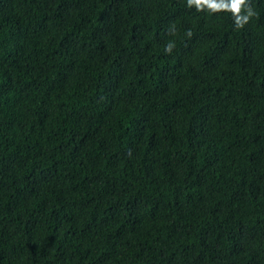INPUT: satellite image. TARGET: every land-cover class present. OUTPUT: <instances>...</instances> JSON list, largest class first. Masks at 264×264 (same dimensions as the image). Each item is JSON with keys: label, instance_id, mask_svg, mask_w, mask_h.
I'll return each instance as SVG.
<instances>
[{"label": "trees", "instance_id": "1", "mask_svg": "<svg viewBox=\"0 0 264 264\" xmlns=\"http://www.w3.org/2000/svg\"><path fill=\"white\" fill-rule=\"evenodd\" d=\"M249 3L0 0V264H264Z\"/></svg>", "mask_w": 264, "mask_h": 264}, {"label": "clouds", "instance_id": "2", "mask_svg": "<svg viewBox=\"0 0 264 264\" xmlns=\"http://www.w3.org/2000/svg\"><path fill=\"white\" fill-rule=\"evenodd\" d=\"M192 5L196 6L197 11H203L207 8L213 13L231 12L237 29L243 28L252 17L257 15L250 6L249 0H188V6L191 7ZM188 35L190 36L191 32ZM173 47L174 43L169 42L165 51L170 53Z\"/></svg>", "mask_w": 264, "mask_h": 264}]
</instances>
